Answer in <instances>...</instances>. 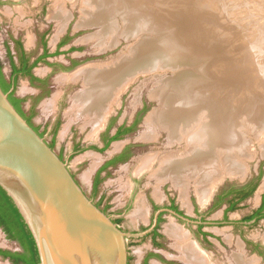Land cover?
<instances>
[{
    "label": "rangeland",
    "instance_id": "obj_1",
    "mask_svg": "<svg viewBox=\"0 0 264 264\" xmlns=\"http://www.w3.org/2000/svg\"><path fill=\"white\" fill-rule=\"evenodd\" d=\"M60 4L64 5V11ZM60 4L58 0H0V59L8 76L11 70L9 57L13 55L17 59L18 55L15 40L19 39L28 53L36 55L42 51V36L47 37L51 51L56 50L57 43L63 38L68 39L64 51L52 61L69 64L73 58L78 64L74 70L60 72L53 77L55 89L39 101L33 123L38 127L48 123L49 129L55 121H59L54 150L63 152L71 172L86 194L97 203L101 196L106 198L110 208L105 207L106 202L101 203L100 208H106V213L114 218L122 214L124 221L120 226L126 232L137 235L150 226L153 215L159 213L157 208L161 211L170 200H174L180 210L195 222L185 223L170 214L164 215L163 227L168 240L166 248L156 251L171 260L177 257V264L193 263L182 260L177 241L167 233L169 225H175L186 233L192 243L208 254L213 264H238V255L246 261H254V264H264V217L246 221L260 208L264 198V152L261 148L264 147V0H63ZM59 12L64 13L61 18L58 17ZM170 13H173L172 17ZM186 13L187 17L193 16V22H199L206 30L213 31L215 37L211 38L222 50L218 54L220 59H225L224 70H214L211 65L210 74L199 75L208 79L211 87L219 89L222 83H219L220 79L223 81L220 74L226 75L223 89H220V92H224V95L221 93L222 104L226 109L234 110L235 116L239 115L237 128L232 124L231 130L237 135L238 161H245L249 169L234 176L224 171L227 169L225 164L221 166L218 165L219 160L212 161L209 168L213 175L207 185L214 193L207 204L201 202L194 182L184 199L180 189L171 181L158 183L150 173H136L142 157L183 152L186 149L183 140L169 145L171 142L166 131H160L154 140L142 139L143 134L150 130L145 124L148 115L161 107L160 101L164 97L163 94L156 97L159 90L166 89L179 73L178 76L186 72H208L206 59L202 56L200 59H190L191 63H166L168 50L182 49V55L193 53L187 51L195 46L190 40L193 26L176 25L173 18L176 14L186 16ZM212 16L218 20L215 21ZM199 29L200 26L197 33ZM146 41H151V45L161 43L153 52H160V57L156 55L149 59L148 64L154 63L149 68L136 71L138 75L122 92L108 115L115 118V130L122 124H132L137 112L144 111L138 126L105 152L87 148L92 145L91 142H97L93 132L96 126L90 125L72 100L83 89V83L80 80L64 82L63 76L95 63L114 62ZM165 43L167 45L163 46ZM34 72L43 77L48 73V67L40 64ZM72 84L74 86L69 87ZM16 91L21 96H31L35 92L25 78L19 79ZM58 96L60 98L57 100ZM165 108L162 106V109ZM202 112L199 115L206 114V111ZM233 123H236L235 120ZM44 134L51 142L53 135L50 132ZM119 144L123 145L122 148L133 146V155L127 163L110 169V174H104L95 195L91 186L93 175L104 160L118 152ZM74 145H80L79 150L82 151L74 153ZM248 153L251 156L248 157ZM254 184H257L256 191L240 202L236 210L229 211V204L233 201L231 193ZM153 202L156 209H152ZM199 223H203V231L209 234L208 241L197 233ZM175 245L177 253L169 250ZM149 248V240L131 245L132 264H139L140 257ZM0 249L21 250L17 242L7 238L2 228ZM156 260L159 258H152L151 264H155ZM0 264L12 263L0 257Z\"/></svg>",
    "mask_w": 264,
    "mask_h": 264
},
{
    "label": "bare ground",
    "instance_id": "obj_2",
    "mask_svg": "<svg viewBox=\"0 0 264 264\" xmlns=\"http://www.w3.org/2000/svg\"><path fill=\"white\" fill-rule=\"evenodd\" d=\"M58 1L59 4L60 2L63 3V0ZM61 6V10L64 11V5ZM201 13L203 14L202 11ZM63 14L59 12L58 17L61 18ZM172 15L173 13H170L171 17ZM173 18L176 25L193 26L194 29L190 31V40L195 46L194 49L192 47L187 49V51L193 52L188 55L180 54L182 49L179 51L168 50L169 55L166 63H191L190 59L196 60L202 56L206 59L208 72L198 71L197 74L186 72L178 76L179 73L166 89L157 91L156 97H161L163 94L164 98H159L162 99L160 101L161 107L154 109L148 115L145 124L150 130L143 134L142 139L144 141L154 140L160 131H166L169 142H171L170 144L168 142L169 145L175 141L183 140L186 143V149L183 152L142 157L136 173L138 175L150 173L151 178L156 179L158 183L171 181L180 189L184 199L187 198L189 186L194 182L201 202L207 204L214 193L207 185L211 175H213L209 168L212 161L219 160L218 165L225 164L227 169L224 171H229L228 173L234 176L246 173L249 169L245 161H238L239 156L236 151L239 148H237V144L235 145L237 135L231 130L232 124L237 126L238 120L236 119L239 115L235 116L234 110L226 109L222 104L221 93L224 95V92H220V89L226 81L224 79L226 75L220 74L223 77V81L220 79L219 82H222L220 89L211 87L209 80L199 75L211 72V65H213L214 70L221 69V71L226 66L225 59H220L218 54L222 53V50L218 48V43L214 38H211L215 37L213 31L206 30L199 22H193L195 19L192 15L187 17V13L186 16L185 14H176ZM215 19V21L218 20L217 17ZM199 26V33H197ZM176 29L182 28L177 27ZM151 44V41H146L114 62L88 65L70 75L66 74L62 78L63 80L61 79L64 82L67 80L82 81L83 89L73 98L74 104L78 112L83 116L85 115L90 123L96 126V129L105 122L117 99L128 88L133 78L138 75V70L153 65L154 63L148 64V62L154 56L160 57V52L158 54L153 52L161 43ZM165 45L167 44H163V46ZM208 50L209 52H207ZM167 89H169V93ZM162 106L166 108L162 109ZM202 111L206 114L199 115ZM234 120L236 123H233ZM117 148H120V145ZM261 148L264 152V147ZM250 153H248V157L251 156ZM223 174L225 176V173ZM167 232L177 241L178 249L182 253V260L194 264H213L208 254L202 252L195 243H192L188 235L182 232L179 227L169 225ZM236 262L238 264L255 263L254 261H246L239 255Z\"/></svg>",
    "mask_w": 264,
    "mask_h": 264
},
{
    "label": "water",
    "instance_id": "obj_3",
    "mask_svg": "<svg viewBox=\"0 0 264 264\" xmlns=\"http://www.w3.org/2000/svg\"><path fill=\"white\" fill-rule=\"evenodd\" d=\"M0 186L32 235L39 264H129V238L148 233L124 231L98 207L1 86Z\"/></svg>",
    "mask_w": 264,
    "mask_h": 264
},
{
    "label": "flooded vegetation",
    "instance_id": "obj_4",
    "mask_svg": "<svg viewBox=\"0 0 264 264\" xmlns=\"http://www.w3.org/2000/svg\"><path fill=\"white\" fill-rule=\"evenodd\" d=\"M46 36L41 37V52L35 55V53H28L25 46H23V43L18 39L15 40V46L18 48V55L17 59L15 56L11 55L10 58V64H11V70L9 75L4 72L3 69V63L0 59V64L2 66V72L8 81L10 83L11 88L7 92L9 93V98L11 94H14V97L18 100H21L20 108L18 109L16 106L15 108L18 110V112L28 121V123L42 136L45 137L44 132H50L53 135V139L51 142L47 140L48 145L54 149V143H55V136L59 127V121H55V123L48 129V123L43 124L42 127H38L33 123V118L37 115L38 112V104L41 98L45 96H49L53 90L55 89L54 83H52L53 77L60 73V72H70L71 70H74L77 66L78 62L77 60L71 58L69 64H65L64 62H54L52 61L55 56L61 55V53L64 51L63 47L67 44V40L63 38L59 43L56 45V50L51 51L50 46L46 40ZM68 38V37H67ZM20 48V49H19ZM45 64L48 67V73L41 77L37 75L34 71L35 69L40 65ZM24 66H26L28 69H30V75H25L22 71L19 73H16L14 71V68H16L18 71H20ZM14 67V68H13ZM66 75V74H65ZM68 75V74H67ZM70 75V74H69ZM63 76V75H62ZM20 78H25L28 80L29 85L31 88L34 89V94L31 96H21L17 94V85ZM61 78V76H60ZM59 78V81H60ZM62 83V81H60ZM74 82V81H73ZM74 86L73 84L69 87ZM68 91L67 89L65 90ZM64 92V95L65 93ZM76 95V94H75ZM74 97V96H73ZM56 98V97H55ZM60 98L58 96L57 100ZM73 100V99H72ZM12 103V102H11ZM144 111H138L132 124L126 125L122 124L115 128L114 130V117H107L105 122L102 123L96 131L94 130V136L96 138L97 142H91V146H87V148H90L97 152H105L108 150L115 142H118L123 136H127L133 132V130L138 126L141 115ZM90 125H92L90 123ZM44 128V132L42 129ZM120 148H117L116 152L113 156H110L108 159L104 160V162L100 165V167L96 170V172L93 175L92 180V190L94 194L96 195L99 191V187L103 181V177L106 174H110V169H113L117 167L118 165L127 163L130 158L133 155V146L127 145L124 148H122V144ZM81 146L74 145L75 152H80L82 150H79ZM122 148V150H120ZM119 149V150H118ZM58 156L63 160L66 161L63 152L60 151L57 153ZM106 173V174H105ZM105 174V175H104ZM74 176V174H73ZM75 177V176H74ZM91 198V197H90ZM92 199V198H91ZM106 198H103L101 196L99 202H95L98 207L101 206V203L106 202L105 207L107 209L110 208V202L105 200ZM94 200V198H93ZM131 202L129 201L128 204ZM231 204H229L230 207ZM130 205H128L129 207ZM218 206V205H217ZM215 206V207H217ZM106 208L102 209L106 212ZM157 206L153 202L152 203V209H156ZM229 209V208H228ZM159 213H156L151 218L150 226L148 228H145L143 231L148 232L147 234L140 236V237H131L128 240V247H129V264H131L132 256L130 255V247L131 245L135 244L138 241H146L149 240L150 247L149 251H147L145 257L142 260V264H150L149 261L152 258H159L166 264H177L179 261L178 258L175 259H169L167 260L165 257L162 256L158 250H161L163 248H166V242L168 240L167 234L164 232L163 223L165 222L164 215H172L176 217L179 221L187 222L186 220H183L182 217L188 219L190 222H195L192 218L188 217L184 212L180 210V208L177 206L176 202L174 200H170L169 203H167L163 210L160 211V208H157L156 210ZM113 221L117 223L119 226L124 221V216L122 214H118L115 218L113 217ZM188 223V222H187ZM121 227V226H120ZM1 228V227H0ZM122 228V227H121ZM204 225L203 223H199L197 225V233L203 235L205 238V241H208L209 234L203 231ZM124 231H126L124 228H122ZM168 233V232H167ZM133 234V233H132ZM135 234V233H134ZM199 240V239H198ZM197 240V242H198ZM15 242V241H14ZM199 243V242H198ZM177 245V243H176ZM21 248V246H20ZM157 250V251H156ZM170 251L177 253L178 250L173 248L169 249ZM21 251V250H20ZM13 252V251H12ZM16 252V251H14ZM176 256V255H174ZM186 262V261H185ZM194 264V263H193Z\"/></svg>",
    "mask_w": 264,
    "mask_h": 264
},
{
    "label": "trees",
    "instance_id": "obj_5",
    "mask_svg": "<svg viewBox=\"0 0 264 264\" xmlns=\"http://www.w3.org/2000/svg\"><path fill=\"white\" fill-rule=\"evenodd\" d=\"M14 68V67H13ZM16 73L23 72L25 75H30V69L24 66L20 71L14 68ZM0 86L3 91L7 93L11 85L6 80L3 72L2 66L0 64ZM10 101L18 109L20 108L21 100H18L14 97V94H11ZM257 188V184L252 186H247L239 190H235L231 193L233 195V201L229 207V211H234L237 208V205L240 202L248 199ZM222 201L224 200L221 199ZM221 204V203H220ZM219 204V205H220ZM264 198L260 208L252 215L246 218V221H251L254 219H261L264 217ZM0 227L3 229L7 238L10 241H15L21 246V251L12 252L10 250L0 249V257L4 260H10L12 264H39L38 253L36 250L35 242L32 235L27 229L21 214L14 205L11 198L0 186Z\"/></svg>",
    "mask_w": 264,
    "mask_h": 264
},
{
    "label": "crops",
    "instance_id": "obj_6",
    "mask_svg": "<svg viewBox=\"0 0 264 264\" xmlns=\"http://www.w3.org/2000/svg\"><path fill=\"white\" fill-rule=\"evenodd\" d=\"M150 248H151V247H150ZM174 248L177 249V246L175 245ZM148 251H149V250H148ZM146 253H147V252H146ZM146 253H144V255H142V256L140 257V260L138 261L139 264H142V260H143V258L145 257ZM130 255L133 256L132 254H130ZM162 256L165 257L167 260L170 259L169 257H167V255H165V256L162 255ZM175 258H177V257H175ZM175 258H174V259H175ZM132 262H133V257H132L131 264H132ZM154 262H155V264H166V263L163 262L161 259L156 260V261H154ZM149 263L151 264V259H150Z\"/></svg>",
    "mask_w": 264,
    "mask_h": 264
}]
</instances>
